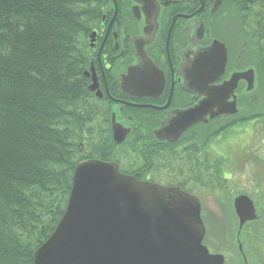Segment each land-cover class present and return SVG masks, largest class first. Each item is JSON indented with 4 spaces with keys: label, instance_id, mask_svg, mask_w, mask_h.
Masks as SVG:
<instances>
[{
    "label": "trees",
    "instance_id": "16d2710c",
    "mask_svg": "<svg viewBox=\"0 0 264 264\" xmlns=\"http://www.w3.org/2000/svg\"><path fill=\"white\" fill-rule=\"evenodd\" d=\"M108 2L0 0V264H32L66 210L82 161H113L123 150L133 174L166 163L151 133L116 146L107 110H94L81 38L88 16ZM194 140L180 154L190 167L200 160Z\"/></svg>",
    "mask_w": 264,
    "mask_h": 264
},
{
    "label": "flooded vegetation",
    "instance_id": "af4514ba",
    "mask_svg": "<svg viewBox=\"0 0 264 264\" xmlns=\"http://www.w3.org/2000/svg\"><path fill=\"white\" fill-rule=\"evenodd\" d=\"M116 5L117 11L112 0L109 10L89 15L86 21L84 76L89 87L96 80L98 90L92 94L99 99H94V110H113L111 116L116 114L120 125L131 133L136 130L143 138L150 132L155 137L175 115L205 98H211L213 104L208 123L190 128L185 141L205 132L209 142L230 131L244 133V126L251 125L252 132L246 129V138L230 148L236 151L230 155L241 161L242 172H249L246 168L252 165L250 174L257 177L252 180L254 190L246 194L255 204L258 219L245 225L243 243L241 232L237 235L248 262L243 245L255 234L253 225L264 222V204L256 200L259 193L264 195V0H116ZM225 50L227 62L222 72ZM151 63L157 68L154 73H134L129 88L121 89L122 78L130 69H150ZM249 72L253 87L245 77L238 83L234 92L238 113H232L235 98L214 96V90L228 84L234 74ZM133 81L139 83L137 89L130 87ZM150 81H154L152 86ZM204 143L195 147L200 152V169L206 167L207 177V186L201 184L194 190L199 194L213 191L215 175L222 183L231 177L230 161L214 162L213 145L203 160ZM161 149L160 153L166 151L163 146ZM224 158H229L228 153ZM144 174L149 177V171ZM235 219L239 223L237 215Z\"/></svg>",
    "mask_w": 264,
    "mask_h": 264
},
{
    "label": "water",
    "instance_id": "95a60500",
    "mask_svg": "<svg viewBox=\"0 0 264 264\" xmlns=\"http://www.w3.org/2000/svg\"><path fill=\"white\" fill-rule=\"evenodd\" d=\"M225 64L226 59L222 72ZM143 68L135 69V74L146 75L151 70ZM133 73L131 70L124 78V90ZM244 77L251 85V72L238 74L216 89L214 96L229 99ZM153 84L150 81L149 85ZM138 85L133 81L130 87L137 89ZM232 105L230 112H237L235 103ZM209 110H213L212 101L205 99L178 114L157 132L158 138L176 141L191 126L207 122ZM113 132L118 143L129 133L115 123V117ZM235 208L242 226L257 219L247 196L238 197ZM204 236L201 204L196 197L123 175L116 164L91 160L76 168L66 212L53 235L35 253L33 264H224L223 256L210 255L203 245Z\"/></svg>",
    "mask_w": 264,
    "mask_h": 264
},
{
    "label": "rangeland",
    "instance_id": "374dc122",
    "mask_svg": "<svg viewBox=\"0 0 264 264\" xmlns=\"http://www.w3.org/2000/svg\"><path fill=\"white\" fill-rule=\"evenodd\" d=\"M244 128L245 134H238L237 131H230L229 133L222 135L213 143L214 151L223 156L228 153L229 160H231V158L233 157L230 154L234 156L236 151H232L230 150V148H236L239 145V140L241 141L242 139L246 138L245 135L249 134L247 130L252 132L251 125H245ZM263 150L264 149H262L261 153L262 158H264ZM237 162L238 165L237 163H235V165L232 166V168L230 169L232 178L229 182L231 187V189H229V192L226 191L222 194H218L212 199H203V216L205 217V220L208 223L209 227V234L206 240V244L212 246L214 251L223 253L224 255L229 254L230 252L231 256L227 255V261L230 264H238L236 260L238 259L237 255H241L240 250L238 248V244L236 243L234 238L236 236L237 226L233 218L234 210L231 206V200L233 197L239 194H246L248 192H252L254 190V182L252 183V180H255V178H257L254 177L253 179V175L250 174H253V170L251 169L252 165L246 168L248 171L250 170L249 172L243 173V170L241 169V161L237 160ZM233 170H235V172H233ZM236 173L238 178L236 177ZM257 198L256 200H259V204H264V195H261L259 193L257 195ZM262 215L264 217V211L262 212ZM253 227H255L254 231H262L264 227V222L260 223V225ZM256 234L258 233H255V235ZM262 237L263 236L261 234L260 237L250 239V248L252 253L250 257L251 259H253V257L259 260L264 259V240L262 239ZM259 241H261L260 244Z\"/></svg>",
    "mask_w": 264,
    "mask_h": 264
}]
</instances>
